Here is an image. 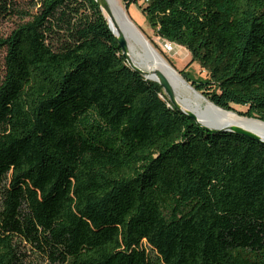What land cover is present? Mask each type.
I'll return each mask as SVG.
<instances>
[{
  "label": "trees",
  "instance_id": "16d2710c",
  "mask_svg": "<svg viewBox=\"0 0 264 264\" xmlns=\"http://www.w3.org/2000/svg\"><path fill=\"white\" fill-rule=\"evenodd\" d=\"M124 3L189 49L197 91L264 121V0ZM11 15L0 264H28L23 243L45 264H264V143L180 112L96 0H0Z\"/></svg>",
  "mask_w": 264,
  "mask_h": 264
},
{
  "label": "bare ground",
  "instance_id": "6f19581e",
  "mask_svg": "<svg viewBox=\"0 0 264 264\" xmlns=\"http://www.w3.org/2000/svg\"><path fill=\"white\" fill-rule=\"evenodd\" d=\"M110 13L105 11L111 27L120 30L128 46L132 62L154 77V70L162 72L171 83L177 102L193 111L197 117L211 127L228 126L232 122H246L264 138V121L239 115L214 105L208 98L198 92L161 54L159 50L132 22L121 0H105Z\"/></svg>",
  "mask_w": 264,
  "mask_h": 264
},
{
  "label": "rangeland",
  "instance_id": "374dc122",
  "mask_svg": "<svg viewBox=\"0 0 264 264\" xmlns=\"http://www.w3.org/2000/svg\"><path fill=\"white\" fill-rule=\"evenodd\" d=\"M121 2L127 11L124 0H121ZM141 3L143 2L141 1ZM127 13L131 16V20L135 23L137 28L142 31V33L166 59L168 58L172 62L177 71H186L189 75L193 74L196 78H203L206 76V71L200 67L198 62L190 64L192 54L188 48L182 44L171 42L156 35L149 17L144 13L139 4L132 3L129 6ZM20 21L21 19L16 15L4 16L0 18V42L2 39L10 35ZM6 55L7 46L0 44V84L6 71ZM23 249L27 253L28 264H45V260L40 258L30 245L23 243Z\"/></svg>",
  "mask_w": 264,
  "mask_h": 264
},
{
  "label": "water",
  "instance_id": "95a60500",
  "mask_svg": "<svg viewBox=\"0 0 264 264\" xmlns=\"http://www.w3.org/2000/svg\"><path fill=\"white\" fill-rule=\"evenodd\" d=\"M96 2L98 3V5L101 7L107 21L108 24L113 32V34L116 36L117 41L119 43V46L121 47V49L123 50V57L127 60L128 64L130 65L131 68H133L136 71L141 72L142 74H144L146 76V78H149L151 80L157 81L164 89V92L167 94V96L169 97L171 103L183 114L187 115L189 118L193 119L198 125H200L201 127H203L204 129L212 132V133H224V132H231V133H235L237 135H241V136H245L248 137L252 140H256L259 141L261 143H264V138L262 137V135L257 132L253 127H251L249 124H247L246 122H232L231 124H229L228 126H222V127H211L208 126L207 124L203 123L198 117L197 115L189 110L184 108L183 106H181L176 99L175 93H174V89L171 85V83L169 82V80L167 79V77L160 72L159 70H154L153 74L155 75L154 77H150L148 75V73L143 70L142 68L138 67L137 65H135L129 55L128 52V46H127V42L125 40L124 35L121 33L120 30H114L111 27V23L109 22V19L107 18L105 11H107L108 13H110V9L109 6L107 4V2L105 0H96ZM133 22V21H132ZM135 24V23H134ZM175 68V67H174ZM180 73V71H178ZM192 85V83H190ZM193 87V85H192ZM195 88V87H194ZM196 89V88H195ZM197 90V89H196ZM199 92V91H198ZM201 93V92H200ZM203 95V93H201ZM204 96V95H203ZM213 103V102H212ZM214 104V103H213ZM215 105V104H214ZM217 106V105H216ZM219 107V106H218Z\"/></svg>",
  "mask_w": 264,
  "mask_h": 264
}]
</instances>
